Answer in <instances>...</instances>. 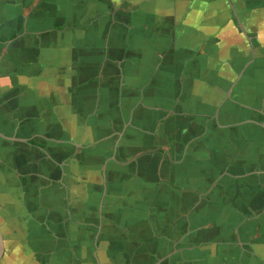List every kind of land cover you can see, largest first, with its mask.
<instances>
[{
  "label": "crops",
  "instance_id": "crops-1",
  "mask_svg": "<svg viewBox=\"0 0 264 264\" xmlns=\"http://www.w3.org/2000/svg\"><path fill=\"white\" fill-rule=\"evenodd\" d=\"M0 230V264H264V0H0Z\"/></svg>",
  "mask_w": 264,
  "mask_h": 264
},
{
  "label": "water",
  "instance_id": "water-1",
  "mask_svg": "<svg viewBox=\"0 0 264 264\" xmlns=\"http://www.w3.org/2000/svg\"><path fill=\"white\" fill-rule=\"evenodd\" d=\"M44 243L46 244L45 240L42 241V245L43 246H47V244L45 245ZM4 251H5V249H4V241H3V237L1 235V230H0V261L3 258V256H4Z\"/></svg>",
  "mask_w": 264,
  "mask_h": 264
}]
</instances>
